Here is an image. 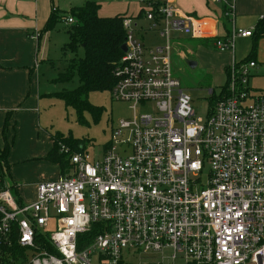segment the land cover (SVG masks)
<instances>
[{"label":"built area","instance_id":"built-area-1","mask_svg":"<svg viewBox=\"0 0 264 264\" xmlns=\"http://www.w3.org/2000/svg\"><path fill=\"white\" fill-rule=\"evenodd\" d=\"M137 1L164 44L146 47L139 24L124 19L127 52L111 95L130 106L133 119L119 122L101 158L59 143L70 172L38 184L35 201L20 205L0 186V264L13 243L26 250L27 264H124L126 251L167 249L188 264H264V91L249 84L258 65L229 68L206 118L196 117L172 68L175 34L234 53L236 41L253 31L236 27V0H207L221 8L225 36L217 17L182 13L173 0ZM151 104L156 113L139 114ZM97 225L79 251V239Z\"/></svg>","mask_w":264,"mask_h":264},{"label":"crops","instance_id":"crops-1","mask_svg":"<svg viewBox=\"0 0 264 264\" xmlns=\"http://www.w3.org/2000/svg\"><path fill=\"white\" fill-rule=\"evenodd\" d=\"M173 2L182 13L201 19L211 17L216 19L217 17L219 19L218 34L226 35L225 28L228 25L224 21L221 8L218 5H212L207 0H173ZM73 8L64 12L65 10L59 7L58 0H0V149L4 148L3 131L7 118L10 116L8 125L12 129L11 132L16 142L10 134L15 144L7 158V163L11 166V170L8 171L9 177L24 179L30 172L31 165L39 164L41 169V172L35 175L37 179H28L25 185L16 183L11 186L4 179L5 185L15 190L16 196L22 203L35 201L37 185L43 182L39 179L45 178L44 167L47 162L52 163L47 157L54 148L52 140L54 135L49 133L43 135L39 120L41 119L40 107L44 96L41 93L38 71L41 64L51 58L53 38L51 31L43 32L44 27L54 9H57L60 14H69ZM138 9L139 7L132 3H126L115 14L100 16L111 18L126 14L136 17ZM136 21L140 22L135 19ZM263 21L264 0H236L235 25L238 29L253 31V36L238 39L236 44L238 42L240 44L235 46L234 53H221L224 61L219 65V70L224 71L226 76L234 63L239 64L250 60L258 65V68L253 71L251 79L264 78V29H261ZM141 30L142 33L147 34L149 23L147 29ZM37 32L40 34L39 39L36 38ZM207 42L213 45L212 40H207ZM244 49L246 51H243ZM237 50H239V55H237ZM251 88L254 91H264L256 87ZM18 137L19 139L26 138L24 146L17 145ZM28 139L30 146L26 142ZM32 161L40 162L30 164ZM19 164L23 166H18ZM51 166L55 168H51ZM51 166L48 167L50 168L48 171L56 173V177L48 182H54L61 176L58 165ZM12 171L14 176H11ZM30 190L34 191L35 196L26 202L23 195Z\"/></svg>","mask_w":264,"mask_h":264},{"label":"rangeland","instance_id":"rangeland-1","mask_svg":"<svg viewBox=\"0 0 264 264\" xmlns=\"http://www.w3.org/2000/svg\"><path fill=\"white\" fill-rule=\"evenodd\" d=\"M88 1H94L101 6L100 15L109 16L115 14L126 3H132L136 7H139V12L145 8L138 4L137 0H58L59 7L64 12L69 9L81 8L85 6ZM138 20V19H137ZM137 23V21L135 22ZM139 29H147L148 23L142 17L140 19ZM70 26L66 21H59L54 29L53 38L51 41L52 50L51 58L49 61L43 62L39 69V78L41 85V93L44 97L43 103L40 107L41 119L40 127L43 135L49 134H61L65 137H72L76 140L84 142L85 150L88 151L93 157L101 158L106 145L111 141L113 130L117 129L121 120H132L134 113L130 109L128 104H123L114 101L110 92L94 93L89 96V102L91 105L98 109H102L103 113L99 119H96L90 113H84L82 120L78 119L76 112L73 109L66 108L64 103L54 97L55 93L63 91H74L79 87V77L75 74L73 81L69 83H59L57 81L60 74L64 73L71 61L75 58L81 59L84 57V50H78V53H64L62 50L64 46L69 42V36L67 31ZM137 36L140 41L148 48L161 46L164 44L163 39L157 32L149 31L147 34L139 32ZM179 38V39H178ZM174 53L172 58V68L174 76L181 83V90L187 93L191 98V107L196 114L197 118H206L211 108V102L215 97H219L223 88L228 82V78L224 71L219 70V65L223 63V55L219 52L214 45L208 44L204 40H192L187 36L175 34ZM238 42L236 45L238 46ZM236 49V48H235ZM243 51H246L245 49ZM239 55V50H237ZM186 60L195 61L198 65L195 69H190L186 64ZM261 74V73H260ZM262 76V75H261ZM250 87L260 88L264 90V78L250 79ZM213 91V94L211 93ZM52 95V97H51ZM157 108L154 104L149 105L146 110L140 109L139 114L143 113H156ZM11 127L8 125L6 131V138L9 143H12V147L15 144V137L11 132ZM12 134V138L10 137ZM26 138L17 140L19 147L24 146ZM4 140V138H3ZM30 146L29 139L26 141ZM5 145V143H4ZM1 150V149H0ZM76 151V150H74ZM40 161H32L30 164H35ZM25 164V163H23ZM53 163L47 162L44 167L45 178H40L39 181L48 182L56 177V173L48 171L49 166ZM9 170L11 166L8 163ZM18 166H23L19 164ZM30 172L24 179L10 178L8 171L4 174V179L7 184L13 186L14 184L25 185L30 180H35V175L41 172L39 164L36 166L31 165ZM54 166H51L53 168ZM55 168V167H54ZM210 166L207 164L202 179L206 185L209 180ZM11 176H14L13 171ZM42 183V182H41ZM24 200L27 202L33 199L34 191L30 190L27 194L23 195ZM173 252L170 249L164 251V253H135L126 251L123 254L124 264H188L183 258L179 257L177 260H172L170 257Z\"/></svg>","mask_w":264,"mask_h":264},{"label":"trees","instance_id":"trees-1","mask_svg":"<svg viewBox=\"0 0 264 264\" xmlns=\"http://www.w3.org/2000/svg\"><path fill=\"white\" fill-rule=\"evenodd\" d=\"M100 9L101 6L98 3L91 1L87 2L81 8H73L69 14H60L57 9H54L43 31H52L59 21L68 18H72L75 21L67 31L69 42L62 50L64 53L69 52L76 55L78 50L83 49L84 57L81 59H73L68 69L59 75L57 81L59 83H69L73 81L75 74H77L79 77V87L74 91H63L53 96L61 100L66 108L73 109L80 121L82 120L83 114L87 112L92 114L96 119H99L103 110L91 105L89 96L94 93H111L117 84L116 68L124 54L122 52V46L126 41V31L123 27L124 19L135 18L140 20L142 17L144 18L143 10L136 17L124 14L104 18L99 14ZM261 29H264V21ZM217 99L218 97H215L212 102H215ZM9 120L10 116L7 118L3 131L5 145L0 150V186L2 187L5 184L4 174L6 171H9L7 158L13 143H9L6 138ZM52 140L54 148L47 159L53 164L58 165L60 175L65 176L69 174L71 169L70 159L60 152L58 144L62 143L72 150L78 151L80 146L84 147V142L73 139L72 137H65L61 134L52 136ZM13 190L11 189L13 195L21 205L22 201L16 196L15 190ZM99 230V225L94 226L90 234L82 236L79 239V251L83 250L89 244ZM13 245L10 249L4 247L8 249L7 252L10 250L5 255V264H27L29 258L26 250L19 248L16 243H13ZM42 248L59 256L48 243H43Z\"/></svg>","mask_w":264,"mask_h":264},{"label":"water","instance_id":"water-1","mask_svg":"<svg viewBox=\"0 0 264 264\" xmlns=\"http://www.w3.org/2000/svg\"><path fill=\"white\" fill-rule=\"evenodd\" d=\"M122 52L123 53H126L127 52V46H126V44H124L122 46ZM186 64L188 65V67L190 69H195L197 67V65H198L195 61H192V60H186Z\"/></svg>","mask_w":264,"mask_h":264}]
</instances>
